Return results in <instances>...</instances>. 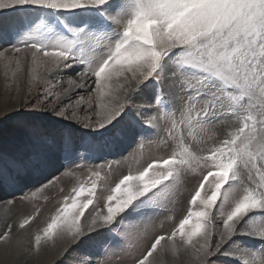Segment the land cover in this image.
I'll list each match as a JSON object with an SVG mask.
<instances>
[{
    "label": "snow or ice",
    "instance_id": "snow-or-ice-1",
    "mask_svg": "<svg viewBox=\"0 0 264 264\" xmlns=\"http://www.w3.org/2000/svg\"><path fill=\"white\" fill-rule=\"evenodd\" d=\"M88 41L102 43L87 49ZM0 63L5 76L14 79L25 70L39 73L41 95L32 110L46 107L67 122L48 131L25 121L31 147L23 154L0 152V187H15L45 172L56 159L74 164L81 149L101 147L117 125L121 130L114 138L135 130L138 141L146 139L152 122L162 119L161 109L168 108L166 89H179L182 108L179 120L170 112L169 134L177 124L203 133L227 117L241 122L208 155L199 154L181 134L179 151L136 176H123L112 190L119 195H108L106 212L97 211L90 222L81 224V219L87 221L85 212L96 208V185L74 187V195L64 197L44 229L49 239L58 225L71 237L62 255L85 242L77 264H118L117 250L146 232L131 225L121 232L125 218L148 211L153 197L173 191L185 172L199 168L206 174L190 201L195 205L199 200V210L190 209L170 234L155 236L134 264H164L169 251L181 249L195 257L194 264H217L218 255L237 252L243 264H264V0H0ZM77 64L82 69L76 79L67 80V87L49 76ZM149 85L154 86L152 95L137 103ZM79 89L89 94L73 102L72 93ZM31 92L30 87L27 94ZM6 118L7 112L0 117ZM73 126L85 131L78 134ZM49 174L52 180L44 177L48 184L58 179ZM206 185L210 194L202 196ZM85 193L89 198L78 202ZM216 221H222V230ZM240 235L261 240V247L225 250ZM35 239L39 244L41 237Z\"/></svg>",
    "mask_w": 264,
    "mask_h": 264
},
{
    "label": "rangeland",
    "instance_id": "rangeland-1",
    "mask_svg": "<svg viewBox=\"0 0 264 264\" xmlns=\"http://www.w3.org/2000/svg\"><path fill=\"white\" fill-rule=\"evenodd\" d=\"M9 15L10 13L4 12V16L7 17ZM67 19L72 21L73 17H68ZM65 34L71 38V34ZM99 43H102V41H88L87 49H94ZM104 51L106 52L107 50L104 49ZM86 54L90 55L91 52H86ZM75 67V70L71 72H53L49 76L56 77L63 83L64 87H67V80L69 78L76 79L77 73L82 69V66L78 64ZM26 68L27 66H25ZM37 75L39 73L36 72L29 75L25 70L23 75L14 79L11 74L5 76L3 64L0 63V117H3L5 112L8 113V118L0 119V130L3 131V135H0V152L23 154L29 150L31 145L22 127L25 121H32L48 131L58 129L67 123L59 121L46 107H37L36 111L32 110L31 106L37 104L35 98L41 95L40 83L36 79ZM50 82L55 85V81ZM88 83L91 84V80ZM30 87L32 92L27 94V90ZM55 90L62 91L59 87H56ZM153 90L154 86L149 85L141 93V99L137 103H146L144 97H150ZM88 94L86 90L78 91L72 96V100L75 102L80 96L87 97ZM166 96L165 102L168 104V108L161 109L162 119L152 122L150 125L152 130L145 133L146 139L138 141L135 130H129L122 137L114 138L116 133L121 130V126L117 125L107 134L109 140L104 141V145L92 152L81 149L75 158L74 164H67L61 159H56L53 166L45 172L33 174L16 184L15 187H0V264H77L85 242H81L79 246L73 244L70 250L62 255L64 250L61 249L60 242L62 240L54 239L52 241L44 234V229L52 222L53 217L57 215V210L61 207L64 197L74 195L71 191L74 187H79L83 184L85 188H89L93 182L96 185L94 194L96 208L91 213L85 212L87 221L84 218L81 219V224L90 222L91 217L97 211L106 212L105 203L108 195H119L118 193H113L112 190L123 176H136L153 161H159L162 158L166 159L173 151H179V140L177 137L181 134H183L185 142L195 144L196 151L199 154L208 155L211 148L241 126L239 118L227 117L222 121L209 125L203 133L200 132L198 127L191 129L185 123L182 127L177 124L176 130L169 134L168 130L171 128L170 112L174 110L176 119L179 120L182 108L179 89H166ZM64 102L67 103L68 101L65 100ZM23 105L28 106L23 107ZM22 107L23 110L21 111ZM82 107H86V105ZM82 114L83 111H81ZM73 127L78 134L85 131L76 126ZM190 133L194 135V141L191 140ZM97 139L102 140L103 135L98 136ZM62 164H64V167H61ZM155 171H157L155 168L150 170V178H152V172ZM49 173H54L58 177L51 184H48L44 179L47 176L48 180H52V175ZM96 173H99V175H95ZM203 174H206V170L202 173L199 168L191 172H185L173 191L165 189L152 198L148 211L142 212L138 217L125 218L120 227L121 232L125 231L129 225L133 229L138 228L141 231L146 229V232L139 240L128 242L123 250H117L116 260L118 264H134V258L140 255L145 246L155 236L170 234L177 228L179 221L185 217L190 209L199 210L201 206L199 200L195 205H192L190 201L192 195L199 187ZM130 183L137 184L139 182L132 181ZM42 184L44 185L43 187L41 186ZM204 192L210 194V189L207 185L202 190V196ZM88 198L85 193L78 202ZM6 200H11V203L5 204L4 201ZM69 203H71V199H69ZM112 203L114 204L115 201ZM228 210L229 208H225V213ZM213 211L216 212L217 210L214 209ZM5 215H9L12 218L4 221ZM217 215H219L218 212ZM1 217L3 218L1 219ZM216 223L219 224L222 230V221H216ZM60 227L62 226L58 225L57 229L53 230L54 235L59 233L58 235L60 236L64 234L68 236L66 232L60 231ZM5 232L8 233L7 240L4 238ZM22 232L26 234L28 232L29 237L26 241L30 240L28 243L25 242L27 243V249H24L25 254H23L25 256L15 261H10L6 257L10 252L9 246L11 242L9 244L8 241H10L11 236H18L21 240ZM213 232V239H218V236L215 235L214 227ZM36 236L41 237L39 244L36 242ZM177 239H179V236H177ZM7 243L9 245H6ZM261 244V240L257 238L240 235L236 236L226 246L225 250H229L235 245L249 249H259ZM65 247L66 245L63 248ZM194 259L195 257L191 253H185L183 249L177 254L169 251L163 257L164 264H194ZM216 262L217 264H243L238 252L232 256L218 255Z\"/></svg>",
    "mask_w": 264,
    "mask_h": 264
},
{
    "label": "bare ground",
    "instance_id": "bare-ground-1",
    "mask_svg": "<svg viewBox=\"0 0 264 264\" xmlns=\"http://www.w3.org/2000/svg\"><path fill=\"white\" fill-rule=\"evenodd\" d=\"M75 66L74 67H72V68H70V69H65L64 71H63V73H68V72H71V71H73V70H75ZM81 90H84V89H79V90H76V91H74L73 93H72V96L74 95V94H76L78 91H81ZM147 95V94H146ZM122 141V140H121ZM166 158H168V157H166ZM54 162H56V160H54ZM18 213V212H17ZM10 217V218H9ZM3 217H1V219H2ZM12 217L11 216H9V215H5L4 216V221L5 220H9V219H11ZM28 230V229H27ZM62 235V234H61ZM244 236H248V235H244ZM23 237H25V239H23ZM28 237H29V234H28V232H27V234L25 233V232H22V237H21V240H20V237H18V236H11L10 237V241H8L9 242V244H10V242H11V244H10V246H9V250H10V252H9V254L6 256V254H4V256H6L10 261H15V260H17V259H20V258H22L23 256H25V255H23V254H25L24 252H25V248H26V245H27V243L30 241H26V240H28ZM31 237V236H30ZM248 237H250V236H248ZM54 239H58V240H62L61 242H60V244H61V249H64L63 247L66 245H69V243L71 242V237L68 235H62V236H60V235H58V236H56V234L54 235V237H53V239H51L52 241L54 240ZM50 240V241H51ZM6 241V240H5ZM7 242V241H6ZM5 242V243H6ZM25 242H27V243H25ZM3 244H4V242H2ZM2 244V245H3ZM8 243L6 244V245H9ZM28 246H30L29 244H28ZM27 246V247H28ZM30 248V247H29ZM27 249V248H26ZM0 252H1V249H0Z\"/></svg>",
    "mask_w": 264,
    "mask_h": 264
}]
</instances>
